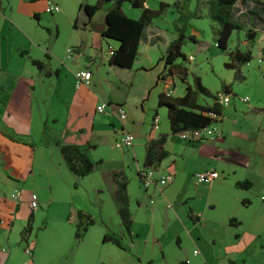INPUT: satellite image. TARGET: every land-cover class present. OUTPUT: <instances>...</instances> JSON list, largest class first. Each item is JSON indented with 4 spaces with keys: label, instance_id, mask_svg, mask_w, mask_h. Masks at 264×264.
I'll return each mask as SVG.
<instances>
[{
    "label": "rangeland",
    "instance_id": "1",
    "mask_svg": "<svg viewBox=\"0 0 264 264\" xmlns=\"http://www.w3.org/2000/svg\"><path fill=\"white\" fill-rule=\"evenodd\" d=\"M52 1L59 5V12L45 13L43 11L45 7L44 0H5L2 6L0 12V83L2 84L0 86L3 89L0 88V96L6 98L9 102V109L13 108V112L18 111L22 100L25 103L29 100L31 104H36V108L42 107L40 100L35 103V100L40 98L39 91L37 90L34 93L31 88V85L33 86V83L38 79L36 77L39 74L36 66L31 64V58L45 63L50 58V65L54 67L52 69H55V67L63 68V78L61 77V80L64 83H69V78H65L68 73L64 69V62L75 64L78 57L84 58L82 56L84 51L87 53L90 50L89 48L93 50L98 47L97 29L103 23L105 11L111 6V2H104L101 8L87 21L83 12L78 10L79 5L85 3L92 5L97 0ZM161 1L169 4L172 2V0H146L145 6L150 9H158ZM261 1L264 2V0ZM247 7V5H237L236 15L238 19H244L240 11L246 10ZM195 8L196 2L192 0L189 4V10L193 11ZM122 9L128 16L140 12L139 9L131 7L128 3H124ZM37 11L40 14L38 18L33 16V13ZM199 11L198 17L177 19L178 13L170 6L151 22V25L163 30L164 37L170 41L176 38L180 31L183 33L184 39L181 50L186 56L183 64L189 71L187 82L192 84V76L196 75L209 92V95L200 93L198 102L204 105L212 104L214 101L213 96L224 85H229L236 95L235 99L231 97V101L245 95L249 98H262L264 96V79L262 77L264 57H261L260 48L264 44V32H261L264 29L260 28V32L254 40L246 46L252 57L248 63L240 66L238 74L236 70L227 68L224 65L228 61V56L225 51L219 50L215 45L214 23L206 16L205 6L200 4ZM12 20L17 25H13ZM238 32H242V30L231 35L228 44L229 49L234 47V38ZM243 36L241 34V37ZM108 42L106 45L103 44L102 47L103 58L105 59L108 55L107 46L112 48L114 40L108 39ZM244 48L242 47V49ZM69 50L72 52H68ZM20 51H23V54L19 53ZM151 56L154 60L152 70L158 69L159 66H155V64L159 55L151 52ZM189 56H192L193 59L188 60ZM140 58L141 55L138 56L137 60ZM92 71V82H95L98 89L103 86L106 87L111 78H117V75L109 69L107 63L104 61L102 64L99 59H96ZM133 72L136 73L133 77V85L127 101V108L131 109L129 112L126 109V118H128L125 121L129 122L130 133L136 139L135 131L146 134L150 130L149 122L146 120L143 122L139 119L140 123L137 125L131 123L133 115L138 118L142 117L137 95L140 90L145 95H149L150 92L148 101L145 102L148 106L149 102L153 100L151 95L155 88L162 89V87L161 84H157V86L153 84V75L146 74L141 69H136ZM123 74L118 77L128 84L132 79L131 74L127 72ZM44 81L48 82L49 79L44 78ZM152 84L154 87L149 88ZM174 84L176 89L173 96L182 95L186 83L176 77ZM37 88L39 89L38 85ZM113 93H118V89L115 88ZM25 107L29 109L26 104ZM160 108L164 107L155 108L159 115L158 128L163 123ZM149 113H151V116L154 115L153 110ZM1 119L7 124H14L13 118L6 115L2 116ZM109 121L110 118H107L104 114H99L95 120V129L98 133L90 143H97L98 145L90 151V159L99 163L90 174L82 178H75L71 175L73 177L69 187L60 188L47 212H44V204L33 212L32 228L27 237V242L20 240L19 232L25 226L27 216L30 213L28 197L20 198V212H9L11 210L10 203L14 201L15 193L9 184L0 181V201L3 202L0 208V264H135L128 256L138 254L144 258H150V251L144 245V241L150 240L152 236L163 242L164 249L171 257L180 256V249L185 254H190V256L198 255L199 247L196 244L189 245L186 241L182 246L179 245L172 229L173 223L167 218V215L169 217L174 216L175 211L182 212L185 215L191 206L195 207L197 211L203 210L205 200L203 185L206 184L195 183L192 176L191 179H187L190 174L194 175L196 171L197 173L200 172L201 158H199L200 148L198 147L201 143L190 144L176 135L178 141L172 144L174 152L177 154L176 161L170 162L169 166L161 169L170 174H172L168 170L170 167L173 170L177 169V171L183 169V172L177 176L175 183H170L164 187V189L170 187L166 191L167 200H165L159 197L158 193L152 194L151 188L153 187H149L147 191L138 181L139 178L137 179L138 176L135 175L136 165L131 159V147H115V142L120 139L119 136L113 137L112 140L109 139L108 131L111 128ZM124 129L125 132L127 129ZM154 131L157 132L158 129ZM214 141H219V139ZM123 158L127 161V165L132 167L131 171L128 172L129 174H126L128 179L127 193L129 210L131 216L134 217L132 219V222H134L133 231L138 233L137 246L135 248L131 247V250L127 253L111 242H102L104 234H112L120 239L122 231L118 224L120 218L115 211L113 197L109 194L107 184L98 169L112 166V162ZM213 162L210 161V163ZM140 167H142L141 164ZM187 174L189 175L187 176ZM39 182L37 180L34 184L28 183L23 192L28 195L31 189H35V186L40 189L38 190L39 194L46 197L49 193V187L45 181ZM184 191L193 197V202L183 203L178 200ZM150 199L153 203H149ZM167 204H170V207ZM71 205L89 209L90 212L86 213L94 219V224L88 227V230L80 239L75 237L76 212L72 208L69 210L70 212H62L63 207L66 208ZM219 210L216 209L214 212H219ZM80 211H85V209H80ZM7 219L12 222L10 229ZM124 236L128 237L127 234H124ZM122 242L127 245L125 240ZM26 243L32 251L31 256L24 253ZM193 249L195 250L194 255L192 253ZM135 257L137 258V256ZM187 264H189L188 261Z\"/></svg>",
    "mask_w": 264,
    "mask_h": 264
},
{
    "label": "crops",
    "instance_id": "2",
    "mask_svg": "<svg viewBox=\"0 0 264 264\" xmlns=\"http://www.w3.org/2000/svg\"><path fill=\"white\" fill-rule=\"evenodd\" d=\"M4 1H0V12ZM259 1L264 4L263 1ZM139 15L140 13H135L130 17L138 18ZM260 15L263 20L264 13ZM33 16L38 18L40 14L37 11L33 13ZM262 20H254L255 25H252L253 22L248 21L247 18L245 20L248 29L251 28V31L255 29L253 30L254 38L260 32L258 26L264 24ZM240 21L244 22V19H240ZM11 22L13 25H17L15 21L12 20ZM151 22L145 29L139 43L141 58L136 60L130 69L108 65V55L106 59L103 58V44L106 45L109 42L108 39H102L99 35L102 23L97 29L98 47L93 50L89 48L90 50L87 53L84 51L82 53L84 58L78 57L75 64L64 62V69L68 73L65 78H69V83H64L61 80L63 68L55 67V69H52L54 67L50 65V58H48L47 63L41 61L44 68L42 70L37 69L39 74L36 78L38 79L33 83V86L31 85V88L34 93L37 90L39 91L40 98L36 99L35 103L40 100L42 107L36 108V104H31L29 100L25 103L22 100V106L20 105L18 111L13 112V108L9 109V102L6 98L0 96V181L9 184L14 193L17 194L16 198L15 195L13 197L14 201L10 203L11 210L9 212H20V198L28 197L29 201L31 192L37 195L38 207L41 208L44 204V212L48 211L49 206L54 202V196L60 188L69 187L73 177L62 161L57 144L79 145L85 149L90 157V151L98 145L90 142L98 133L95 129V120L99 114H104V116L110 118L111 128L108 131L110 140L116 136H119L120 139L122 133H124V128L131 132L129 122L125 120L124 123L120 122L116 110L119 106L125 110L127 109L128 112L131 109L127 108V101L133 85V77L136 73L133 71L136 69H141L146 74L153 75V84L156 86L161 84L162 89L155 88L151 95L153 100L149 102L148 106L145 102L148 101L150 92L149 95H145L140 90L137 95L142 117L138 118L133 115L131 123L137 125L140 120L143 122L146 120L149 122L150 130L146 134L134 132L137 137L131 147V159L136 165L135 175L137 177L138 170L142 168L140 164L143 165L146 143L148 140H156L161 135H165L163 148L167 151V155L157 167L163 168L169 166L170 162L176 161L177 154L174 152L172 144L178 141L176 138L177 133L172 134L170 132L165 107L159 109L163 115L162 125L157 132L151 129L152 116L149 111L153 110L154 114H157L158 111L155 108L159 107L157 106L159 95L162 93L165 95L167 88H169L172 90L170 96H173L176 89L174 84L176 77L165 75L163 64L158 61L170 40L164 37L163 30L151 25ZM246 27L244 26V28ZM243 32L242 30V32L236 33L233 46L238 40L239 47L242 49L254 40V38L248 40L244 36L241 37V34L244 35ZM112 44V49H115L117 42L114 41ZM263 45L260 48L261 54H263ZM151 52L159 55L155 64V66H159L158 69L153 67L155 69L152 70L154 60ZM19 53L23 54V51ZM261 57H264V55ZM33 59L31 58V60ZM96 59H99L102 64L105 61L109 69L117 75V78H111L107 86H101V89H98L95 82H92V66L95 64ZM81 69H88L91 72V79L88 85L77 88L74 73ZM126 72L130 73L132 78L128 84L118 77ZM44 78L49 79V81H44ZM153 84L149 88L154 87ZM0 88L3 89L2 86ZM115 88L118 89L116 94L113 93ZM229 89V94L234 98L236 95L230 87ZM231 97L228 105L223 106L221 117L217 119L216 123L222 132V138L213 142H197L201 143L198 147L200 148L199 158H201L199 171L213 170L218 173L217 178L203 185L205 197L203 210L197 211L195 207L191 206L188 208L191 212L187 211L185 215L175 210L174 216L169 217L167 215V218L173 223L172 229L179 245L182 246L186 241L189 245L196 244L199 247L198 255H194V249L192 250L194 256L185 254L180 249V256L171 257L164 249L163 242L152 236L150 240L144 241V245L150 251V258H144L138 254L128 256L135 264H153L155 262L157 264H187V261L189 264H264V96L262 98L248 97V102H242L240 97L237 98L238 101H231ZM101 103H105L106 107L103 112H97L95 108ZM25 104L29 106V109H26ZM4 115L13 118L14 124L5 123L1 119ZM210 161L214 162L210 163ZM112 164L107 168H97L107 184L109 194L113 197L115 211L118 215L120 204L115 199L116 183L112 178V172L123 171L125 175H128L132 167L127 165L125 158L114 161ZM171 168H168L174 175L171 183H175L177 176L183 172V169L177 171V169L173 170ZM191 176L195 181L192 174L187 179H191ZM37 180L40 181L39 183L45 181L49 187V193L46 197L39 194L38 190L40 189L35 186V189H31L28 195L23 192L28 183L34 184ZM245 180L251 183L249 188H240L235 185L236 182ZM169 188L163 189L162 193L158 192L156 187L151 188V191L153 195L158 193L159 197L167 200L166 191ZM178 200L183 203H191L193 197L184 191ZM2 205L3 202L0 201V208ZM74 206L63 207L62 212H70L71 208L74 212L80 209H85L83 212H90L89 209ZM37 208H30L29 212H34ZM216 209H220L219 212H214ZM131 217L134 219L133 215ZM9 219L7 221L10 229L12 222ZM118 224L122 231L119 239L122 244L120 249L127 253L131 250V247L135 248L137 246L138 233L133 231L134 222L131 224L129 233L125 232L120 220ZM123 233L127 234L128 237H125ZM123 240L127 245L122 242ZM128 245L130 247H127Z\"/></svg>",
    "mask_w": 264,
    "mask_h": 264
},
{
    "label": "trees",
    "instance_id": "3",
    "mask_svg": "<svg viewBox=\"0 0 264 264\" xmlns=\"http://www.w3.org/2000/svg\"><path fill=\"white\" fill-rule=\"evenodd\" d=\"M145 1L97 0L92 5L87 3L79 5L78 10H81L84 17L89 21L104 2H111V6L104 13L103 25L99 29V35L102 39H111L117 42V47L113 49L112 55L107 60L108 65L130 69L140 55L139 43L145 29L167 7L171 6L176 10L178 13L177 19H186L192 16H199L200 11L198 12V10L200 4L205 6L206 16L214 23L213 35L216 47L227 53L228 61L225 62V67L234 69L239 74L240 66L250 61L252 57L250 50L247 47L241 49L238 40L231 49L228 48V44L231 35L239 30L244 31L245 39L253 40V35H255L253 34V30L255 29L252 31L251 28L248 29L245 20L247 18L248 21L253 22L252 25H255L254 20L256 19L262 20L260 14L264 13V4L259 0H195L196 8L193 11L189 10V4L192 0H172L170 4L161 1L158 9L146 7ZM124 3H128L131 7L139 9V17L132 18L126 15L122 9ZM238 4L248 6L246 10L242 11L243 13L241 12V15L244 16V22L240 21L236 15ZM262 21L264 22V19ZM258 27L264 29V24ZM183 39L184 35L180 31L177 37L168 43L165 51L158 59L163 64L165 75L175 76L183 83H186L182 96L173 97L164 95L163 93L159 95L157 106L166 108L170 132L172 134L186 129L204 128L214 120L207 113L211 112L221 117L223 109V106L215 101L210 105L198 102V95L200 93L209 95V92L201 84L200 78L196 75L192 76V84L187 82L189 71L183 64V61L186 59L185 54L181 50ZM262 55H264V52ZM31 63L38 70L44 68V64L39 60L33 59ZM262 77L264 79V72ZM221 90L230 93L229 85H224ZM164 140L165 135L159 136L156 140H148L145 146L143 168L158 166L161 160L166 157L167 152L163 148ZM57 146L62 161L75 178H82L90 174L97 165V162L92 161L85 149L79 145L58 143ZM112 178L116 183L115 199L120 204L118 216L123 229L126 233H129L132 217L129 210V197L127 193L128 179L123 171H113ZM235 185L240 188H249L251 183L245 180L236 182ZM188 212L190 213L191 211L188 210ZM76 218L75 237L80 239L86 233L88 227L94 224V219L90 214L80 210L76 211ZM32 221L33 212L31 211L27 216L25 226L20 230L21 241L27 242V237L32 228ZM102 242H111L118 247H122L120 240L112 234H104ZM26 245L28 244L26 243Z\"/></svg>",
    "mask_w": 264,
    "mask_h": 264
},
{
    "label": "built area",
    "instance_id": "4",
    "mask_svg": "<svg viewBox=\"0 0 264 264\" xmlns=\"http://www.w3.org/2000/svg\"><path fill=\"white\" fill-rule=\"evenodd\" d=\"M1 1V0H0ZM44 12L48 14L57 13L60 11V7L57 3H55L52 0H45V7L43 9ZM113 49L110 46H107V54L108 56L112 55ZM72 52V51H68ZM264 52V45L262 49V53ZM188 60H192V56H189L187 58ZM74 79H75V86L78 88L82 85H88L89 81L91 79V72L88 69H81L74 73ZM172 93V90L167 88V91L165 95H170ZM231 95L229 93L224 92L223 90H219L216 92L214 96V101L218 103L219 105H226L230 102ZM240 100L242 102H248L249 98L248 96L240 97ZM106 107L105 103H101L96 106L95 110L97 112H103ZM116 114L118 119L121 122H124L126 119V110L119 106L116 110ZM210 117H212L214 120L206 127L201 129H186L182 130L177 133V135L183 139L184 141L191 143V142H202V141H208L213 142L215 139L222 138V132L217 127V119H219V116L215 115L214 113H207ZM159 124V115L154 114L151 119V129L157 130ZM134 137L132 133L125 131L122 133V136L120 140L115 142V147L118 148H124V147H132L133 145ZM138 177L139 181L144 187L145 190H148L149 187H156L158 188L159 192L162 193V190L165 186L170 184L173 179L174 175L170 173H165L160 167L157 166H151L146 168H140L138 170ZM218 177V173L213 170H207L202 171L194 174V179L198 183L207 184L212 182L215 178ZM17 195L15 194V198ZM149 203H153L152 200L149 201ZM29 206L30 208L34 209L38 207V200L37 195L34 192H31L29 195ZM168 207H170V204H167ZM24 253L28 256L32 255V251L29 247V245H26V248L24 249Z\"/></svg>",
    "mask_w": 264,
    "mask_h": 264
}]
</instances>
